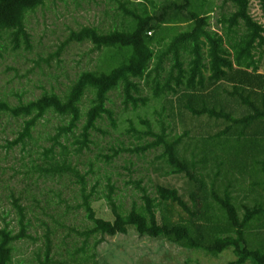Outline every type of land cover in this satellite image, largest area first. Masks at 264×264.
Returning <instances> with one entry per match:
<instances>
[{
  "label": "trees",
  "instance_id": "trees-1",
  "mask_svg": "<svg viewBox=\"0 0 264 264\" xmlns=\"http://www.w3.org/2000/svg\"><path fill=\"white\" fill-rule=\"evenodd\" d=\"M49 1L0 0V56L6 42L14 51L33 49L27 19ZM116 1L122 22L113 30L83 28L70 33L63 46L89 42L97 51L106 52L101 69L81 73L64 95L45 92L18 104L0 100V126L14 123L16 127L12 130L15 139L7 147L21 149L31 158L30 184L68 180L82 187L79 209L90 226L75 231L83 242L79 246L75 241L73 250L67 252L72 263L98 264L96 252L106 237L135 232L216 258L232 251L238 260L229 264H264V74L260 72L264 25L252 16L251 0H221V9L229 7L230 13L218 19L220 31L212 24L214 0ZM258 1L264 14V0ZM147 90L151 98L145 95ZM117 91L126 111L146 108L152 100L161 104V131L144 123L145 135L155 142L142 151L163 149L159 160L185 186L179 189L169 180H157L154 198L148 189L139 187L143 204L135 203L127 210L118 204L109 179L104 198L114 219L108 221L98 217L93 207L99 199L98 187L88 191V179L74 159L91 150L103 123L109 121L118 129L111 107ZM51 116L62 124L55 136L48 137L51 146L41 148L39 129ZM178 124L184 132L172 136L169 130ZM194 130L199 133L190 146L202 151L199 161L196 156L189 159L184 150ZM131 132L144 134L135 128ZM70 140H74L73 149L67 144ZM209 166L220 169L214 178ZM222 172L225 183L217 186ZM89 173L97 174L94 165ZM239 183L247 184V199L253 196V206L236 204L234 184ZM20 197L13 194L19 232L0 228V264H14L16 244L32 239L29 209ZM52 235L50 230L45 235L44 255L40 254L38 264H57Z\"/></svg>",
  "mask_w": 264,
  "mask_h": 264
},
{
  "label": "rangeland",
  "instance_id": "rangeland-1",
  "mask_svg": "<svg viewBox=\"0 0 264 264\" xmlns=\"http://www.w3.org/2000/svg\"><path fill=\"white\" fill-rule=\"evenodd\" d=\"M118 3L116 0H51L45 7L29 15L27 29L33 38V49L14 51V46L6 42L0 56V100L6 98L18 104L35 100L45 92L54 91L64 95L81 73L101 69L106 52L97 51L89 42L63 46L70 33L83 28H99L103 32L113 30L116 24L122 22V14L117 15ZM221 5V0H214L212 24L218 31V19L230 13L229 7L223 10ZM251 14L264 25V14L258 0H251ZM23 48H26L25 45ZM145 95L152 97L149 90ZM112 100L114 104L111 107L117 114L118 129H113L109 121L103 123V131L95 134V145L91 150L74 159L88 179V191L98 187L99 199L95 200L93 207L98 217L108 221L114 219L104 198L109 193V179L115 187L118 204L127 210L135 203L143 204L139 187L148 189L154 198L157 196L154 190L157 180H169L179 189L185 186V182L170 175L165 163L159 160L163 149L142 151L155 142V138L145 135L148 127L144 123H151L156 132L161 131L158 115L161 104H155L152 100L148 107L135 112L132 108L129 111L124 109L121 91L113 93ZM165 121L168 123V119ZM61 124L60 119L51 116L40 127L39 131L43 133L39 143L41 148L51 146L48 137L55 136ZM132 128L144 134L136 135L131 132ZM14 129V123L0 126V228L8 226L15 233L19 232L13 194L21 196L22 205L29 209L28 217L32 224L29 233L32 239L16 244L14 264H38L40 254L42 257L44 255L42 249L45 250V235L49 230L53 232L57 264H73L67 252L73 250L75 241L79 246L83 242L75 231H84L90 226L84 210L79 209L82 187L68 180H64V183L41 180L38 184H30V173L28 175L27 172L31 158L21 149L10 151L7 147L8 142L15 139L12 133ZM183 132L184 127L180 124L174 125L173 131L169 130L172 136H180ZM197 133L199 131L194 130L191 138L185 140L187 149L184 150L189 159L196 156L199 161L203 157L202 151L190 146V140ZM73 142L70 140L67 143L69 148L73 149ZM107 157H111V163H108ZM91 165L95 166L97 174L89 173ZM207 170L214 178L220 169L209 166ZM224 175L225 172H222L218 177L217 186L225 183ZM208 183L211 188V181ZM247 192V184H234L238 206L254 205L253 196L248 200ZM96 254L98 264H229L238 260L232 251L216 258L205 252L184 249L164 239L141 237L135 232L126 236L106 237Z\"/></svg>",
  "mask_w": 264,
  "mask_h": 264
},
{
  "label": "crops",
  "instance_id": "crops-1",
  "mask_svg": "<svg viewBox=\"0 0 264 264\" xmlns=\"http://www.w3.org/2000/svg\"><path fill=\"white\" fill-rule=\"evenodd\" d=\"M262 74H264V61H263V64H262V67H261V71H260Z\"/></svg>",
  "mask_w": 264,
  "mask_h": 264
}]
</instances>
